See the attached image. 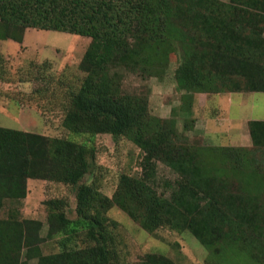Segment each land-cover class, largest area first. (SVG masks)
Here are the masks:
<instances>
[{"label":"trees","instance_id":"1","mask_svg":"<svg viewBox=\"0 0 264 264\" xmlns=\"http://www.w3.org/2000/svg\"><path fill=\"white\" fill-rule=\"evenodd\" d=\"M27 29L91 38L64 128L126 137L145 152L142 176L122 174L109 198L95 182L80 184L90 172L86 145L0 127V199L26 197L28 178L78 186L76 219L67 215L68 201L47 202L48 236L80 237L85 247L38 256L37 264H130L107 216L114 206L148 232L188 231L212 254L237 248L264 264V121L249 122L253 149L183 144L171 122L151 115L146 98L121 90L116 70L157 76L176 53L188 115L197 93H264V0H0V38L20 42ZM3 64L0 53V77ZM158 161L178 175L169 195L157 190ZM33 236L29 222L0 221V264L23 248L22 264H30ZM139 264L175 263L148 254Z\"/></svg>","mask_w":264,"mask_h":264},{"label":"rangeland","instance_id":"2","mask_svg":"<svg viewBox=\"0 0 264 264\" xmlns=\"http://www.w3.org/2000/svg\"><path fill=\"white\" fill-rule=\"evenodd\" d=\"M90 43L89 37L37 29H27L20 42L0 38V53L4 58L0 77V127L47 138H69L86 145L90 151V172L80 184L95 182L102 194L112 198L122 174L134 178L142 176L145 152L126 137L116 140L108 134L77 136L64 128L68 97L79 89L86 76L80 64ZM179 62V56L171 53L168 65L157 76H146L123 67L116 69L121 75L120 88L146 98L151 115L171 122L183 144L253 149L249 122L264 121V93H197L192 114L188 115L183 104L184 92L175 80ZM262 173L264 175L263 170ZM177 178V173L167 164L157 162L156 184L160 193L164 191L169 195ZM77 189L78 186L28 178L26 197L0 199V221L22 225L29 222L37 245L30 264H37L38 256L85 247L80 237L70 239L64 233L48 236L50 207L47 202L68 201L67 215L76 219ZM107 216L116 233L121 257L130 264L141 263L148 254L165 256L175 264H255L237 248L220 255L212 254L188 231L161 227L148 232L117 206L112 207ZM26 252L23 248L10 254L7 264L25 263Z\"/></svg>","mask_w":264,"mask_h":264}]
</instances>
